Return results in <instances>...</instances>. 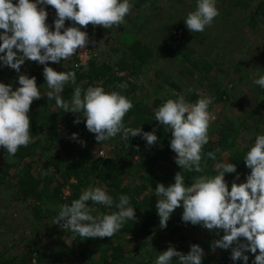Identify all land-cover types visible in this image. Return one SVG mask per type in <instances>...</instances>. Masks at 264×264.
<instances>
[{
    "label": "trees",
    "instance_id": "trees-1",
    "mask_svg": "<svg viewBox=\"0 0 264 264\" xmlns=\"http://www.w3.org/2000/svg\"><path fill=\"white\" fill-rule=\"evenodd\" d=\"M154 3H158V0ZM154 3L151 0H136L133 9L143 15L148 7L156 8ZM237 6L246 9L248 3L246 0H232L229 4L232 11ZM49 9L53 8L46 6V11ZM257 11L258 15H262L264 8ZM65 23L70 26L71 22L66 20ZM136 25L138 24L134 26ZM227 28L230 31V27ZM173 29L170 25L165 26L167 41L161 42L158 48L162 49L166 56L180 58L181 66H184V62L189 65L184 67L180 75L185 72L192 77L193 73L189 69L191 67L196 70L198 81L211 82L208 75L214 68L213 64L207 59H191L189 52H183L182 41L174 39ZM180 29L182 37L187 40L184 26L181 25ZM120 30L122 33L119 40L123 42L124 48H103L100 55L93 56L86 62V71L83 68L75 69L76 85L83 89L102 85L106 91H121L133 102V108L124 117L125 125L131 128L141 127L142 132L155 130L158 142L148 146L138 135L128 141H123L117 136L98 143L95 134L86 129L82 113L80 122L75 123L79 118L78 113L63 112V109L56 107L54 100L48 101L45 96L47 84L42 74L44 66L34 61H26L21 66L20 74L36 77L42 98L32 102L28 113L32 143L26 148L21 147L14 157L8 156L5 150L0 148V162L3 163L0 167V197L6 194L11 202L24 205L27 218L22 227L28 226V229L26 234L25 231H18V236L11 238L8 244L0 248V264H154L157 253L166 251L169 246L187 254L193 244L203 248V264H233L230 249L211 248L212 242L220 238L215 230L209 231L199 225L182 222V207L174 210L166 228L160 227L154 192L156 185L162 183L168 186L174 183L173 178L180 169L174 162L175 153L170 150L171 133L155 121L154 111L166 99H175L173 94H185L191 102H195L200 95L196 92L185 93L182 85L177 84V80L169 82L168 78L162 77L161 82H157L155 78H159L163 71L154 73L152 79L149 74L152 69L150 66L155 60L153 50L136 37L134 27H120ZM92 37L90 35L89 39L92 40ZM109 52L114 56H109ZM104 55H107V58H104ZM78 63L74 55L68 61H62L67 68L51 62L48 66L59 72L73 70L72 65ZM17 75L8 67L0 68V82L12 84L13 90L19 86ZM143 76L147 77L148 85L139 84ZM121 84L126 85V88L121 90L118 87ZM165 84L171 89L166 90ZM73 87L71 84L66 85L63 93L65 100H70ZM209 88L216 93L210 105L211 109L213 105L223 102L226 93L212 83H209ZM151 90L154 93H150ZM153 94L155 97L151 100ZM252 101L253 107L258 104L261 106L264 103V89L260 90L258 97H253ZM253 107L247 115L253 114ZM246 119L245 115L240 124ZM211 126L208 133L209 143L204 146V152H216V160L206 161L204 173L184 172L185 182L190 184L201 174L215 175L216 163L223 162L235 164L237 173L240 174L239 180H235V173L226 174L225 179L229 182V187L234 180L236 183L244 182L250 170L245 167L243 157L248 151L246 146L255 140V137L250 140L249 134L243 135L250 127L243 131L232 118H223ZM256 127L254 132L264 134V130H259L262 126ZM74 133L77 135L75 140L71 139ZM217 149L219 151H216ZM96 184L106 185L109 194L114 198L119 194L128 195L135 211L134 220L127 221L111 238L83 239L76 236L73 240L72 232L61 227V224H53L54 217L57 216L61 205L70 204L79 197L83 189ZM65 190L69 195H65ZM93 207L104 213L115 211V208L107 209L102 205ZM42 235L53 237L52 247H59L55 254L41 241ZM63 235L69 239V244L64 243ZM12 249L14 254H10ZM247 254L248 264H251L254 254ZM236 264L242 262L237 261Z\"/></svg>",
    "mask_w": 264,
    "mask_h": 264
},
{
    "label": "clouds",
    "instance_id": "clouds-1",
    "mask_svg": "<svg viewBox=\"0 0 264 264\" xmlns=\"http://www.w3.org/2000/svg\"><path fill=\"white\" fill-rule=\"evenodd\" d=\"M134 3L135 0H0V68L14 70L19 85L13 90L12 84L0 82V148L8 156L14 157L21 147L32 143L28 113L32 102L42 98L36 77L20 74L26 61L44 66L48 101L54 100L63 112L78 113L75 123L80 122L82 113L86 129L95 134L98 143L117 136L128 141L138 135L148 146L158 142L155 130L142 132L141 127L125 125L124 117L133 108V102L121 91H106L102 85L86 89L76 85L75 69L87 70L83 58L89 53L83 51L78 55L77 50L94 43L81 29L89 24L104 29L118 27L125 23ZM49 5L55 9L51 25L46 22ZM216 5L217 0H195V9L183 19L190 33L204 32L212 26L220 14ZM66 20L71 22L68 27ZM74 55L80 56L82 62L72 65L73 70L58 72L48 66L51 62L67 68L62 61ZM258 69L252 82L264 89V70ZM69 84L74 87L70 100H65L63 93ZM118 87L123 90L126 85ZM173 95L175 99H166L154 111L155 121L171 133L169 146L180 169L174 183L156 185L160 227L166 228L174 210L182 207V222L215 230L220 238L212 242L211 248L230 249L233 264L237 261L248 264L247 253L254 254L251 264H264V134H257L254 143L246 146L243 162L250 171L244 182H235L240 177L235 164L223 162L216 163L215 175L201 174L188 184L184 172L204 173L206 161L216 160V152H204L215 119L209 110L214 98L204 95L191 102L185 94ZM71 139H77V135L74 133ZM80 143L83 145V141ZM233 173L235 180L229 187L225 176ZM150 189L153 190L151 186ZM93 205L115 211L99 212ZM134 217L128 195L114 198L106 185L96 184L83 189L70 204L61 205L53 224H61L72 232L73 240L76 236L111 238L127 221L133 222ZM203 258L204 250L199 245H191L187 254L169 246L157 253L154 264H203Z\"/></svg>",
    "mask_w": 264,
    "mask_h": 264
},
{
    "label": "rangeland",
    "instance_id": "rangeland-1",
    "mask_svg": "<svg viewBox=\"0 0 264 264\" xmlns=\"http://www.w3.org/2000/svg\"><path fill=\"white\" fill-rule=\"evenodd\" d=\"M151 1L154 3L156 0ZM246 2L248 8L240 9L237 6L232 11L229 8L232 0H217L216 6L220 14L215 18L212 26L206 28L204 32L190 33L183 19L188 12L195 9V0H158V3H154L156 8L148 7L147 12L143 15L133 9L125 18V23L118 27L113 26L104 29L101 26L94 27L89 24L82 28V31L93 36L90 40L94 43H90L85 49H78L77 54L79 55L83 51L89 52L83 58L84 62H87L93 56L100 55L103 48L106 50L110 47L124 48L123 42L119 40L120 33H122L120 27L128 29L134 27L136 37L147 43L155 54V60L150 66L152 69L149 74L152 79L154 73L163 71L159 78H155L157 82H161L162 77L168 78L169 82L177 80V84L182 85L185 93L196 92L200 97L204 95L216 97L215 91L209 88V83L216 85V88L224 91L228 97L227 99L223 97V102L217 103L209 109L215 117L211 125L219 123L223 118H232L243 131L246 127H250V130L244 132L243 135L248 136L249 134L251 140L257 135L253 131L257 129L256 125L262 126L259 128L260 131L264 130V103L261 106L258 104L253 107L252 101L253 97H258L260 90H262L252 81L255 78L254 74L259 71L258 68L264 70V11L262 15H258L257 11L259 8H264V0H246ZM225 3L228 5L226 6ZM47 12L46 22L51 25L55 19V11L49 9ZM138 17L139 19H137ZM136 23L138 25L134 26ZM167 25L174 28L172 30L174 39L182 41V50L189 52L191 59H207L209 63L213 64L214 68L208 75L211 82L207 80L198 81L195 74L196 70L191 67L189 69L193 73L192 77L185 72L180 75V72L185 69L184 67H189V65L184 62V66H181L182 60L180 58L173 57V55L166 56L163 50L158 48L161 42L167 41L165 31ZM181 25L187 31V40L184 36L182 37ZM68 26L65 23V27ZM227 27H230V31ZM110 54L114 56L112 52L108 53L109 56ZM78 55L76 58L81 63L82 58ZM104 58H107V55H104ZM118 75L122 76L121 73ZM146 76L140 79L139 84L148 85ZM165 86L166 90L171 89L169 85L165 84ZM150 93H154L153 90ZM153 97H155L154 94L151 100ZM252 107L253 114L247 115ZM245 115L247 116L246 121L240 124ZM211 125L210 127H212ZM1 165L3 163L0 162V167ZM64 193L66 196L69 195L67 190ZM0 200V248H2L8 244L11 238L19 235L17 234L18 231H25L24 234H26L28 226L22 227L23 221L27 218L24 205L15 201L11 202L6 194H3ZM52 238L42 235L40 239L50 248L52 254H55L59 247H52V242H54ZM62 239L66 245L70 243L65 235L62 236ZM10 251V254L15 253L13 249Z\"/></svg>",
    "mask_w": 264,
    "mask_h": 264
},
{
    "label": "built area",
    "instance_id": "built-area-1",
    "mask_svg": "<svg viewBox=\"0 0 264 264\" xmlns=\"http://www.w3.org/2000/svg\"><path fill=\"white\" fill-rule=\"evenodd\" d=\"M100 155L102 156V153H100Z\"/></svg>",
    "mask_w": 264,
    "mask_h": 264
}]
</instances>
